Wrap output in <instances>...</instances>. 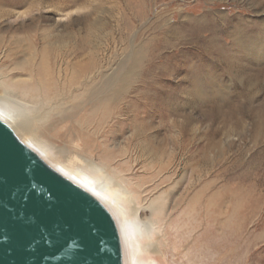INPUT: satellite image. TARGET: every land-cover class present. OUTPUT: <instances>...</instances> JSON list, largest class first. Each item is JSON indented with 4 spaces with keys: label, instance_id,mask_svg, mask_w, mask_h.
Returning <instances> with one entry per match:
<instances>
[{
    "label": "rangeland",
    "instance_id": "374dc122",
    "mask_svg": "<svg viewBox=\"0 0 264 264\" xmlns=\"http://www.w3.org/2000/svg\"><path fill=\"white\" fill-rule=\"evenodd\" d=\"M213 23L222 26L217 36L206 31ZM165 25L170 39L185 36H180L185 25H190L192 36L184 43L175 40V47L153 60L160 65L171 58L164 73H145L134 78L132 85L152 83L165 99L179 94L175 102L194 122L192 172L184 168L185 154L181 152L175 165L156 174L138 160L136 149L129 148L128 130L123 136L109 137L114 119L105 121L88 146L75 136L65 137L61 126L42 125L36 119L32 120V139L24 136L62 168L92 174L97 183L118 197L133 226V234L127 230L126 235L139 264H264V80L248 103L241 96L244 85L240 79L222 77L221 70L212 74L218 78L214 87L222 99L216 101L227 113L226 120L214 113L203 117L200 108L190 106L196 102L191 103L185 92L194 86L182 81L186 69L194 75L200 69L219 66L204 48L222 45L225 53L237 58L228 30L256 28L259 38L264 39V1L0 0V97L10 92L7 103L20 115L32 117L34 109L27 94H18L21 90L10 86V81L31 83L37 75L29 71L38 57L26 50L28 36L36 46L42 32L51 35L50 42L62 35L71 45L73 35L85 37L88 29L98 32L101 40L91 44L97 50L96 84L100 87L106 77L116 81L128 77L132 72L127 68L138 57L136 50L150 41L155 43ZM214 36L218 42L205 43ZM51 73L54 82L65 83V72ZM248 108L253 114H248ZM255 120L260 124L257 129ZM94 122H89L90 133L95 131ZM104 136H108L109 151L121 150L125 155L110 158L97 146ZM154 204L159 212L152 213Z\"/></svg>",
    "mask_w": 264,
    "mask_h": 264
},
{
    "label": "bare ground",
    "instance_id": "6f19581e",
    "mask_svg": "<svg viewBox=\"0 0 264 264\" xmlns=\"http://www.w3.org/2000/svg\"><path fill=\"white\" fill-rule=\"evenodd\" d=\"M221 20L229 23V20L225 18ZM165 29L162 28L160 38L156 39L155 43L150 41L144 44L142 49L140 48L141 50H136L135 55L138 57L128 66L127 69L130 70L128 72H132L128 77L119 81L111 76L106 77L100 87L96 84L97 73H99L97 50L91 44L94 40H101L98 32L95 33L88 29L85 37L79 38L73 35L70 38L71 45H67L62 35L56 36L54 41L50 42L49 36L51 35L48 36L47 32H42L38 46H36L32 37L28 36L25 38L26 50L29 54L38 57L37 64L29 67V71L31 74L37 73V75L31 83L16 84L10 81V86L20 89L18 94H27L28 101L34 109L32 117L27 118L20 115L7 103L11 95L10 92L4 93V96L0 97V121L6 124L17 138L48 166L91 194L110 212L118 227L123 264L139 263L136 260L134 245L130 240L128 241L129 237L126 235L127 230L133 234V226L125 215L118 197L105 186L97 183L92 174L66 170L53 162L42 148L30 140L32 139L30 137L32 120L36 119L42 125L54 123L61 126L60 129L64 130L65 137L75 136L81 144L88 146L93 142L91 138L94 133L98 132L105 121L114 119V128H109V137L123 136L124 131L128 130L130 133L127 137L129 148L136 149L138 160L144 162L146 167L153 168L156 174L163 173L175 165L174 162L181 152L185 154L184 168L192 172L194 154L190 147L195 137L194 122L189 114H182V106L175 102V97L179 94H172L173 96L165 99L152 83L142 82L139 86L132 85L134 78L145 73L148 76H150V72L164 73L166 71L164 68L171 58L163 60L164 62L160 65L154 64L153 60L162 57V53L167 49L175 47V40L184 43L187 41L186 37L192 36L190 25L182 27L184 31L180 36L183 34L185 36L175 39L168 38L166 31L169 30V27L166 26ZM206 31L217 36L223 30L219 23H213L206 28ZM259 34L260 31L256 28L255 30L245 27L230 29L227 37L229 43L237 51L238 59L233 58L234 55L225 53L224 46L218 45L217 48H204V52L212 53L213 59L219 61L218 67H210L209 70L200 69L194 75H191L186 69L188 73L185 72L182 81L193 84L194 88L186 91L185 95L192 99L191 103L196 102L190 106L200 108L203 117H207L209 113H214L224 120L228 117L227 113L222 110V104L216 101L222 99V95L214 87L218 83V78L212 75L214 72L217 73L221 70L222 77L240 79L244 85L241 96L248 103L254 98L258 83L264 80V68L259 66L264 64V39L259 38ZM216 36L206 38L205 43L218 42ZM259 61L262 63H258ZM57 70L65 72V83L54 82L51 72ZM151 79L155 80L154 76H151ZM198 100L202 101L197 102ZM223 103L227 104L226 101ZM67 104L69 106H66ZM246 111L248 114H253L252 108H248ZM92 120H95L93 124L95 131L90 133L88 131L91 126L89 122ZM259 127V120H255L254 128ZM69 133L71 134L69 135ZM104 137H106L104 141L96 144L104 149L110 158H121L125 155V151L116 150V153L109 151L106 144L108 136ZM201 160L206 162L205 155L201 156ZM154 205L151 207L152 213L159 212V207Z\"/></svg>",
    "mask_w": 264,
    "mask_h": 264
},
{
    "label": "water",
    "instance_id": "95a60500",
    "mask_svg": "<svg viewBox=\"0 0 264 264\" xmlns=\"http://www.w3.org/2000/svg\"><path fill=\"white\" fill-rule=\"evenodd\" d=\"M31 183L43 190L37 193ZM69 240L79 246L67 248ZM0 264H123L110 212L48 166L2 121Z\"/></svg>",
    "mask_w": 264,
    "mask_h": 264
},
{
    "label": "snow or ice",
    "instance_id": "6c2138e0",
    "mask_svg": "<svg viewBox=\"0 0 264 264\" xmlns=\"http://www.w3.org/2000/svg\"><path fill=\"white\" fill-rule=\"evenodd\" d=\"M30 187L35 190L37 193L41 192L43 189H41L38 185H36L35 183H31L30 184ZM28 195H30V193H26L25 194V197H24V200H25V203L27 202V199H28ZM30 220L32 219L31 217L29 218ZM47 242V241H46ZM79 245L76 243L75 240H69L66 244V247L69 248V249H72V248H75V247H78Z\"/></svg>",
    "mask_w": 264,
    "mask_h": 264
}]
</instances>
